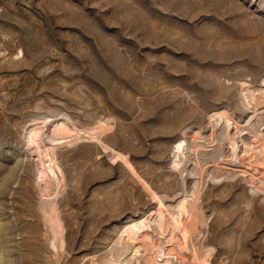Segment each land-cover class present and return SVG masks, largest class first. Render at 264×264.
<instances>
[{
    "label": "rangeland",
    "instance_id": "1",
    "mask_svg": "<svg viewBox=\"0 0 264 264\" xmlns=\"http://www.w3.org/2000/svg\"><path fill=\"white\" fill-rule=\"evenodd\" d=\"M262 139L264 0H0V264H264ZM182 202L184 248L155 224Z\"/></svg>",
    "mask_w": 264,
    "mask_h": 264
},
{
    "label": "bare ground",
    "instance_id": "2",
    "mask_svg": "<svg viewBox=\"0 0 264 264\" xmlns=\"http://www.w3.org/2000/svg\"><path fill=\"white\" fill-rule=\"evenodd\" d=\"M216 117L217 118L215 120H217V122H219V120L221 118H224L226 122L228 121V118L225 115L219 114ZM42 120H43V118H42ZM221 121H222V119H221ZM226 122H225V124H226ZM98 124L95 128H93L92 132H94V130H95L98 132V134H102L109 127L107 125L108 127L106 128L103 125H101V124L98 125ZM42 125H43V122H40L39 125L32 127L31 130L28 131V134L26 135L27 136L26 141H27V145L31 144V143L35 144V152H36V156H37V162H36L37 182L36 183H37V187L39 189L40 194L43 197H51V198L54 197L55 198L60 193V191H62V187H63V183H64V177H63L62 170H61V168H60V166L56 160V156L54 153V146H53L54 142L52 141L53 139L50 140L47 138V136H46L47 139H43V136H45V135L43 134V131H42V129H43ZM44 125H45V123H44ZM90 131L91 130H89V132ZM71 133L72 132L70 131V129L67 126L62 125V124H58V125H56V127H54L52 135H53V137L55 136L54 140H56L57 136H61V137L63 136L64 138L65 137L68 138L71 136ZM95 134H97V133H95ZM95 134H92V136ZM94 138H95V136H94ZM51 141L53 142V144ZM180 145L181 144L179 142V148H180ZM254 157L259 158V160L262 161L261 164L264 165V139H262V141L260 140V142L257 143V146L255 147V151H254ZM45 199H47V198H45ZM183 201H184V199H183ZM185 202L180 203L177 206V208H174L175 209L174 213H169V217H166L167 213L165 214L162 207H160L158 210V213L156 214L157 220H156V222L154 221L155 224L157 225L158 229L162 233H166L170 229H180L182 238H181V240H179L178 242H175V243L178 246H182L183 248L187 244L186 242H187L188 237L192 234V232H194L196 230L197 223H198V221L194 215L195 213H189L187 218L184 220V223H181V220H180L181 215H186L187 211H189L188 208H190V207H188L189 202L187 204H185ZM178 203H179V201H178ZM43 206H44V203H43ZM158 206H159V202H158ZM191 210H192V208H191ZM191 210H190V212H191ZM57 218L58 217L56 216V213L54 211H52L50 214H47L45 216L44 221H46L47 223L49 222V223L55 224L56 226H59V224H57ZM48 226H51V225H48ZM147 226L149 227L147 220H145V221L140 220L139 222H136L134 224L132 223V225L128 227L126 232H127L129 237L136 238L138 236L139 231L142 228L147 227ZM152 248L154 249V250L152 249L153 250L152 252H160L161 254H163L162 252H164V248L159 244L158 245L154 244L152 246ZM203 260L197 261L194 264H207Z\"/></svg>",
    "mask_w": 264,
    "mask_h": 264
}]
</instances>
